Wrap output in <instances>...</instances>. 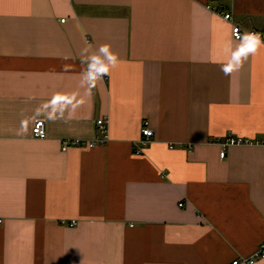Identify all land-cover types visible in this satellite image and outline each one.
<instances>
[{"label":"crops","instance_id":"crops-1","mask_svg":"<svg viewBox=\"0 0 264 264\" xmlns=\"http://www.w3.org/2000/svg\"><path fill=\"white\" fill-rule=\"evenodd\" d=\"M211 8L264 32V0H0V264H230L254 253L264 41L234 40ZM144 122L153 137L136 155ZM228 137L253 144L221 159ZM77 139L96 144L63 151Z\"/></svg>","mask_w":264,"mask_h":264},{"label":"built area","instance_id":"built-area-1","mask_svg":"<svg viewBox=\"0 0 264 264\" xmlns=\"http://www.w3.org/2000/svg\"><path fill=\"white\" fill-rule=\"evenodd\" d=\"M211 10L218 14L224 21H227L229 23L232 24L231 27V36L234 40H240L244 37V35H247L249 37H251L254 40L257 41H264V32H257V31H250L248 33H245L239 26H237L236 24L233 23V17L232 14L229 12H224L222 10H219L217 8H211ZM99 77L98 74H91L90 75V80H95ZM96 125L98 127V130L101 134V138L98 140V144H103L106 141V123L103 119H98L96 121ZM32 137L36 138V139H43L45 137V131H44V123L43 121H36L33 126H32ZM140 135L141 138L138 141V143L140 144V147L138 146H134V153L136 155H141L143 152V148H145L148 144L151 143L152 141V137H153V130L150 129L148 127L147 122H144L142 124V127L140 129ZM96 144V142H83V141H79L74 140V141H70V142H66L63 143L62 148L63 151H65L68 146H87V147H93ZM253 144V142L246 140V139H240V138H235V137H228L226 143L222 146V151L220 152V158L223 159L225 152H224V148L227 146H232V145H251ZM255 144L259 145V144H264V142H256ZM170 148H172V146H170ZM2 220H0V224H1ZM72 226V225H70ZM264 258V240L262 242H260L256 248V250L254 251V253L249 256V258H236L233 259V261L230 264H252L253 262H255L256 260H260Z\"/></svg>","mask_w":264,"mask_h":264}]
</instances>
